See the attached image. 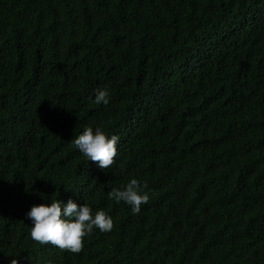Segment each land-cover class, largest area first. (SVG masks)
Returning a JSON list of instances; mask_svg holds the SVG:
<instances>
[{
	"label": "trees",
	"instance_id": "trees-1",
	"mask_svg": "<svg viewBox=\"0 0 264 264\" xmlns=\"http://www.w3.org/2000/svg\"><path fill=\"white\" fill-rule=\"evenodd\" d=\"M98 89L109 103L96 104ZM119 137L102 170L71 141ZM149 202L109 199L131 179ZM113 220L80 253L33 205ZM264 264V0H0V264Z\"/></svg>",
	"mask_w": 264,
	"mask_h": 264
},
{
	"label": "clouds",
	"instance_id": "clouds-1",
	"mask_svg": "<svg viewBox=\"0 0 264 264\" xmlns=\"http://www.w3.org/2000/svg\"><path fill=\"white\" fill-rule=\"evenodd\" d=\"M95 103L104 105L109 103L107 89L96 91ZM118 140L117 135L109 138L99 127L95 132L92 127H85L71 143L88 161L97 163L105 170L115 163ZM146 188L147 183L141 185L140 181L133 178L120 189H112L108 197L116 203H126L130 206L132 214L137 215L141 211V206L149 202V194L144 191ZM26 216L32 222L30 236L34 242L41 245L51 244L76 254L82 251L84 238L92 234L94 229L110 232L114 227L112 218L104 211H97L93 215L88 205H78L71 199L66 204L55 199L50 204L33 205ZM11 264L19 262L13 259Z\"/></svg>",
	"mask_w": 264,
	"mask_h": 264
}]
</instances>
